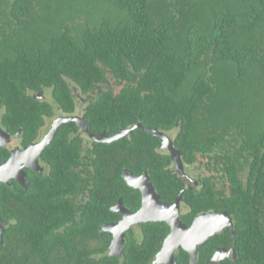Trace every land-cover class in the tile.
Listing matches in <instances>:
<instances>
[{"label": "trees", "instance_id": "16d2710c", "mask_svg": "<svg viewBox=\"0 0 264 264\" xmlns=\"http://www.w3.org/2000/svg\"><path fill=\"white\" fill-rule=\"evenodd\" d=\"M49 88L67 112L83 94L92 97L84 114L92 130L113 133L153 116L157 126L179 125L176 144L191 162L204 141L217 172L236 176L245 169L251 174L247 191L232 179L235 193L220 207L236 216L242 257L252 246L264 255V235L253 237L258 219L252 215L264 205V0H0V107L6 123L41 120L52 107L32 93ZM68 125L60 130L69 133ZM131 144L124 152L164 162L148 145ZM118 151L111 159L96 150L90 155L102 162L103 174L116 178L126 157ZM61 155L63 164L72 159L69 150ZM163 172L161 167L158 174L166 181ZM62 179L37 180L29 190L1 186L0 218L8 228L2 231L0 264H146L159 249L165 223L150 227L146 237L152 240L130 247L126 260L109 255L103 227L117 217L107 207L117 200L115 189L101 182L92 191L97 200L83 224L67 197L74 181ZM155 179L159 186L164 182ZM209 185L207 197L201 190L184 193L190 218L217 203ZM254 239L257 244L250 243ZM250 261L264 264V256Z\"/></svg>", "mask_w": 264, "mask_h": 264}, {"label": "flooded vegetation", "instance_id": "af4514ba", "mask_svg": "<svg viewBox=\"0 0 264 264\" xmlns=\"http://www.w3.org/2000/svg\"><path fill=\"white\" fill-rule=\"evenodd\" d=\"M112 85L115 92L121 91V87L116 85L113 81ZM73 90L74 92L77 91L74 86ZM32 95L37 99L49 103L52 107V110L42 113L41 120L37 121L35 124L27 123L23 125L19 123V125H17L15 122L6 123L8 121L5 120V107H0V167L5 163L10 162L13 153L17 152L16 162L14 163L18 164L20 167L22 166L29 183V188H25L15 177L16 172L14 168L15 166L13 167V165L0 171V188L2 185H7L15 189L18 185L19 187L29 190L32 187V182L37 180L43 184L44 182L61 179V177H63V179L64 177H70L73 179L74 185L72 186V191L67 197L74 202V208L77 214L76 217H83L82 223L84 224L86 217L85 213L89 208V204L92 202L94 204V201L97 200L95 199L93 201L94 196L92 191L95 188L99 189L98 185H100L101 182L106 184L108 188L115 189L114 194L117 200L108 203V209L116 205L119 200L122 201L121 204L125 206L126 209H129L132 212H137L142 208L144 204L142 190L141 188H136L130 185L129 176H126L132 174V177L130 178L134 181H137L140 178L146 180L150 179L154 185L155 191L159 195L160 201L168 207V210L175 205L180 194H182L180 201V217L182 222L188 228L191 227L195 217L199 214L222 213L223 215V213H225L230 218L233 223V228L229 225L228 219L221 216L226 227L221 231L210 235L208 239L200 245L196 264H253L250 261L251 259L257 262L259 261V258L262 259L264 256L261 255L262 250L256 251L254 246L251 247V254L250 250H248L247 258L242 257L245 253L239 250L236 243L237 233L235 225L238 223L236 216L227 208L220 207L227 198L234 195L235 185L244 192L247 191V184L249 183V176L251 174H247L245 169L243 171H238L236 176L224 174L222 171L217 172L213 165H209V163L214 161L210 158L213 156V153L209 151L208 144L204 141L201 144L203 151L199 153L196 152V160L191 162L190 156L188 155L189 153L185 149V151L182 150L181 145L177 146L176 144L178 138L177 135L179 133V125L177 123L173 126H157L155 125L156 121L153 116H145L144 119L138 118V120L129 126L119 127L113 133L109 132L108 128H104L100 131L92 130L91 124L84 118L86 108L92 99L89 95L83 94L81 97L79 96L80 98H77V100L75 99V109L73 112L64 111V109L60 107L59 103L52 95V88L45 89L43 93L35 94L33 92ZM139 117H141V114H139ZM72 118L82 119L85 123L86 129L80 126L78 122ZM58 119L70 120L59 125L55 131L54 137H52L51 141L42 151H40L38 148L39 144L48 138L53 125ZM67 123H69V125L66 129L69 133L60 130L62 125ZM70 124H75L76 127H72ZM138 130L139 133L134 137ZM141 131L145 134L141 133ZM62 135L67 142H62ZM119 135L120 137L115 138ZM97 138L100 140H97ZM59 140H61V143ZM136 140L138 141V145H148L149 149L153 148L155 152L165 157L164 162H161V166L159 161H157L152 155L151 158L146 159L143 155L138 156L131 152H124V150L128 149L127 146L132 145L131 143ZM205 140L207 141V138H205ZM169 141H171L175 149H178L179 151L182 170L177 166L176 159L168 144ZM77 144L80 147V151L77 148ZM185 145L186 144L184 143V146ZM62 149L69 150L71 153L72 159H70L68 163H62ZM93 150H96L99 153L104 152V156L108 159L117 155V153H119L118 150L125 153V160L121 163L122 167L119 170V173L116 174V178H112L111 174H103L102 170L99 169L102 162L95 158V155H90V152H93ZM58 155L61 162H58ZM98 156L102 157V155ZM161 167L162 170L167 173H165V175L168 176L166 177V181L165 178L160 177L158 174V170H161ZM19 171H21V169ZM155 177L164 180L163 184L159 186ZM113 179L116 182L115 185L111 183ZM232 179L235 180V185ZM176 183L180 188L178 194H175ZM209 184L212 185L211 187L214 190L216 196L215 201L217 203H213L211 208L193 214L192 218H190L189 214H192V209L188 200L184 198V193L186 191L193 192L201 190L203 197L210 196L212 191L210 190ZM206 205L208 204L206 203ZM216 205L219 206L217 207ZM155 208L159 211L157 206H155ZM112 211L117 214V217L115 220H110L109 222H120L123 218V214L120 211ZM252 215L258 219L256 222L257 230L253 233V237H258V239H260L264 235V205L258 204ZM9 220L10 224L14 222L12 218ZM2 222L4 231L8 227L4 224L3 220ZM82 223L80 222V225ZM162 223L167 225V232L164 235L162 242L158 245L159 249L156 250L153 256L146 261V264H158L155 263L157 255L162 250L166 238L171 233V226L165 220H147L134 224L130 230L126 232L125 253L123 257H119L120 260H126L128 258L130 247L136 246L140 248L145 242L152 240L147 239L146 232L150 231V227L158 229L161 227ZM103 232L107 233L110 238V247L113 240V234L110 231L104 230ZM233 232L235 239H233ZM152 233L150 232V234ZM155 237L157 238H154L153 243L158 244L159 233H157ZM249 241L251 244L258 243V240L255 239ZM233 246L234 250L232 249ZM185 255L187 257L182 258V256ZM174 256L177 259L178 264H190V253L184 249L182 245H179V247L176 248Z\"/></svg>", "mask_w": 264, "mask_h": 264}, {"label": "water", "instance_id": "95a60500", "mask_svg": "<svg viewBox=\"0 0 264 264\" xmlns=\"http://www.w3.org/2000/svg\"><path fill=\"white\" fill-rule=\"evenodd\" d=\"M76 120L78 124L86 129L85 123L82 119L72 118ZM70 120V119H68ZM66 119H58L46 140L39 144V149L42 151L44 147L51 141L52 137L55 135L56 129L63 122L68 121ZM1 129V128H0ZM121 135V134H120ZM117 136L115 138L120 137ZM97 140H100L97 138ZM172 153L176 159L177 166L182 170L181 159L179 158V151L175 149L173 143L171 141L168 142ZM24 153V151H23ZM17 152L13 153V157L10 162L5 163L0 167V171L7 168L10 165H13L15 168V177L19 180V182L25 187H29V183L26 177L25 172L23 171L22 166L20 167L16 162ZM15 160V161H14ZM12 168V167H11ZM21 169V171H19ZM184 175V174H183ZM187 175V174H186ZM129 176V184L136 187L141 188L144 204L142 208L137 212H132L129 209H126L119 200L116 205L110 207L111 210L120 211L123 214V218L118 223H108L103 229L105 231H110L113 234V240L109 247V255L123 257L124 256V247L126 243V232L130 230V228L134 224L141 223L147 220H165L171 226V233L166 238L164 246L162 250L158 253L155 263L158 264H178L177 259L174 256V252L179 245H182L184 249H186L190 253V264H196L197 253L200 245H202L208 237L218 231H221L226 224L223 223L222 217H225L229 221V225L232 227L233 223L227 214L223 213H208V214H199L195 217L192 225L188 228L181 220L180 210H181V198L182 194H180L177 202L173 205L170 210L168 207L162 203L159 199L158 193L155 191L154 185L150 181V179H138L137 181L132 180V174H128ZM188 176V175H187ZM157 206L158 209L155 208ZM158 211V212H157ZM1 228H0V243L2 242V231H3V222L0 219ZM233 228V227H232ZM234 231V229H233ZM233 239H235L233 232ZM234 250V246L232 248Z\"/></svg>", "mask_w": 264, "mask_h": 264}, {"label": "rangeland", "instance_id": "374dc122", "mask_svg": "<svg viewBox=\"0 0 264 264\" xmlns=\"http://www.w3.org/2000/svg\"><path fill=\"white\" fill-rule=\"evenodd\" d=\"M260 99L263 101L264 100V97H260ZM256 109V108H255ZM253 112H254V110H253Z\"/></svg>", "mask_w": 264, "mask_h": 264}]
</instances>
